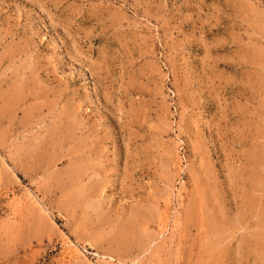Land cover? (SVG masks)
Wrapping results in <instances>:
<instances>
[{"label":"rangeland","instance_id":"374dc122","mask_svg":"<svg viewBox=\"0 0 264 264\" xmlns=\"http://www.w3.org/2000/svg\"><path fill=\"white\" fill-rule=\"evenodd\" d=\"M0 264H264V0H0Z\"/></svg>","mask_w":264,"mask_h":264}]
</instances>
